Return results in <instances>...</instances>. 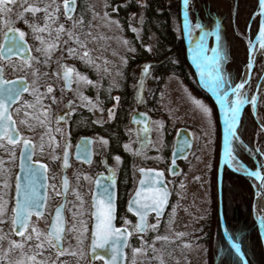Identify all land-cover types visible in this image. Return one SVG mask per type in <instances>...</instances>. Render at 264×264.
Segmentation results:
<instances>
[{
  "label": "rangeland",
  "instance_id": "rangeland-1",
  "mask_svg": "<svg viewBox=\"0 0 264 264\" xmlns=\"http://www.w3.org/2000/svg\"><path fill=\"white\" fill-rule=\"evenodd\" d=\"M112 1L76 0V8L72 17L74 20L83 21L76 28L72 27V21L68 20L65 15L64 0H16L15 4L7 6L12 10L10 15L0 14V46L5 32L9 29L7 21L11 20L12 26L19 32L25 33V39L32 50V57L29 61L19 59L3 61L0 58V66L4 67L6 78L24 76L30 83L28 93L14 106L12 115L22 136L34 141L35 159L48 164L51 176L50 194L45 214L33 218L24 237H16L12 229L20 145H10L6 139L0 142V162H2L0 163V197L4 204V212L0 215V264H103L92 262L88 257L92 223L91 193L95 175L100 172L110 175L109 169H114V176L120 173L124 179H132L135 184L139 178L138 168L152 167L167 171L174 136L182 126L193 129L196 142L189 160L182 165L180 175L168 176V184L173 197L167 214L159 219V226L156 230L149 227L145 234H139L136 230L135 218L127 211L126 199L119 211V224L130 228L134 234L127 250V264H133V262L134 264H151L152 262L160 264V258L163 259L164 264H208L207 248L205 243L200 241L198 234L207 224L210 216L211 178L220 149L215 107L175 74H168L164 77L156 93L155 103H149L154 87L151 85L152 78L143 76L146 64L139 68L135 65L130 67V65L138 51L136 38L144 48L153 49L154 37L151 36L149 44L142 45L144 19L141 23V17L136 18L135 15H131L128 20V31L132 34L130 36L124 24L110 12ZM144 1L139 0V3L144 4ZM207 2L208 0H189L191 27L188 31L194 54L198 45L203 44L206 48L209 47L208 36L214 29L215 23L210 20L209 15L211 14L208 13L209 11L214 12V9L209 3V7L205 5ZM31 6L41 9L49 7V12L55 16V22L49 21L51 35H49V30L40 33L44 38V44L34 38L33 31L28 25H39L43 28L45 14L43 11L36 14L26 11ZM18 13L24 17L26 23L20 20ZM196 24H200L201 27H195ZM61 25L64 31L59 32V38H57ZM173 27L177 34L180 35L183 32V25L177 17L173 20ZM133 28L138 31H132ZM68 31L74 32L72 39H69ZM75 36H79L84 47H80ZM49 45L53 47L47 54L35 51L37 47L47 48ZM69 48L75 49L76 54L69 56ZM130 48H134L135 51H129ZM84 52L88 53L86 59L91 63H86L85 59H81ZM259 62L258 80L264 70L263 61L260 59ZM65 67L75 69L76 73L87 77L91 83L77 82L74 76L72 89L66 91L61 77ZM142 77L143 88L141 89ZM191 79L194 82L193 77ZM125 83L130 85L129 87L135 94L129 116L132 112L140 110L148 113L151 118L150 129L145 132H140L130 123L125 126L128 137L123 147L130 144L132 149L131 152L126 151L132 159L131 170L127 173L122 172L124 160L120 155L114 154L109 160V139L96 131L97 127L111 123L116 118L114 116L109 119V110L118 108V103L114 98H120L119 92ZM48 86L53 88L52 93H47ZM36 90L41 94H47L42 96V104L39 105L35 103L33 95ZM138 94L143 97V103L139 102ZM189 94L203 101L211 109V122L202 117L198 111H194ZM81 96L87 99L82 100ZM106 97H108L109 104H106ZM261 97L264 100V92ZM25 101L32 102L33 106L26 107ZM89 101L91 104L88 103ZM70 103L73 105L71 109L68 108ZM66 110H69V115L67 123L63 125L57 122V116ZM41 121H44V126H41ZM57 128L61 131L58 132ZM91 130L94 133H88V135L95 138L97 157L89 166L73 163L70 171L74 174V191L66 211V232L63 254H61L62 250H58L54 241L48 236L47 229L53 208L60 199V194H57L60 193L58 169L64 140L66 138L71 140L75 134V136L85 135ZM101 138L108 142L107 145L99 142ZM141 143L145 144L142 153L133 155V152L141 148ZM53 155L59 159H53ZM115 157L120 158L119 163ZM5 184H7L6 188ZM75 193L80 194L83 205ZM173 209H175L174 214ZM240 214L243 215L242 210ZM125 220L129 222L127 225L124 223ZM79 221L87 223V232H83ZM156 223L157 218L151 217L149 225ZM74 225L76 226L75 231L72 230ZM29 235L32 237L30 240L26 239ZM158 236L166 237V239H157ZM16 244H21L22 247L17 248ZM220 248V254L222 251L226 253V247Z\"/></svg>",
  "mask_w": 264,
  "mask_h": 264
},
{
  "label": "trees",
  "instance_id": "trees-1",
  "mask_svg": "<svg viewBox=\"0 0 264 264\" xmlns=\"http://www.w3.org/2000/svg\"><path fill=\"white\" fill-rule=\"evenodd\" d=\"M208 3L214 9V12L209 11L208 13L211 14L209 15L210 20H213L215 25L208 36L209 47H207L206 55L211 56L213 54L211 49L216 47V34H220L223 51L227 53V58L222 65L223 70L228 74L234 86L239 82L248 61V47L245 39H254L259 29L260 18L259 15H256L259 10V0H208L205 5L208 6ZM109 10L124 24L130 36L132 34L128 31V20L131 15L144 19L142 45L149 44L151 36L154 37V48L151 51L141 46L136 38L138 51L130 65V67L135 65L136 68H139L148 64L147 71L150 75L147 76L152 78L151 85L154 87L149 103H155L156 93L160 89L164 77L168 74H175L215 107L212 99L198 87L194 71L190 65L184 32L179 35L173 27L175 17L182 23V0H145L144 4H140L139 0H113ZM259 71L260 62L256 65L252 79L244 90L249 98L255 93ZM191 77H193L194 82ZM132 92L128 88L123 93V101L119 106L117 120L114 123L120 121L122 117L124 120L128 117L133 107ZM215 111L218 120L216 108ZM258 116L264 124V100L263 104L258 106ZM120 122L122 123V121ZM220 134L219 126V147ZM237 135L239 140L232 142L235 160L231 161L232 168H225L223 174V216L227 229L233 240L241 246L249 264H264L261 238L253 217L254 180L243 175L248 171L256 170L258 164L262 163L264 153V134L260 131L250 104H247L243 110ZM218 162L219 151L211 178V212L207 224L198 235L200 241L206 245L208 264H222L225 257L230 258V262L226 264H241V259L224 242L220 230L217 186ZM241 210L243 215L240 214ZM252 233H254L253 236ZM220 247L223 249L226 247V253L222 251L220 254ZM151 264L157 263L152 262Z\"/></svg>",
  "mask_w": 264,
  "mask_h": 264
},
{
  "label": "snow or ice",
  "instance_id": "snow-or-ice-1",
  "mask_svg": "<svg viewBox=\"0 0 264 264\" xmlns=\"http://www.w3.org/2000/svg\"><path fill=\"white\" fill-rule=\"evenodd\" d=\"M16 0H0V14L8 13L11 14V8L7 7L10 4H15ZM189 0H182V12H183V28L185 30H188L191 26L189 24ZM64 9H65V15L67 16L68 20L72 21V27L76 28L78 24H82V20H74L71 15H69L71 12L74 11L72 7L69 6V0H64ZM26 11L36 14L38 12L43 11L45 14V24L44 27L41 28L39 25H33L29 24L28 26L32 29L34 38L39 40L41 44H44V38L40 33H43L46 30H49V35H51L50 31V25L49 21L55 22V16L49 12V7H45L43 9L31 6L26 9ZM58 11V9H57ZM21 21L27 22L24 20V17L17 14ZM259 15L261 17L260 20V26H259V41H260V48L264 49V0H259ZM9 30L12 31L14 34L17 31L14 26H12V21H7ZM141 23H143V18L141 17ZM195 27L200 28V24H196ZM64 28L63 25L60 26L58 29L57 38H59V32H63ZM132 31L137 32L138 30L136 28H133ZM69 39H72L74 37L73 31H68ZM5 37H7V33H5ZM20 40H24L25 33L23 31L19 32ZM76 42L80 45V47H84V44L80 41L79 36H75ZM13 41H15V35H13ZM127 43V42H125ZM250 46H251V42ZM13 47H19L18 44L13 43ZM53 47V45H49L47 48H41L37 47L35 51L37 53H45L47 54L50 50V48ZM151 51V49H148ZM11 51V48L9 49ZM129 51H135L134 48H130ZM208 49L203 45H198L197 50L195 54L192 56L193 63L195 64L201 83L208 86V90L211 92V94L215 97L216 102L219 105L220 113L223 116V124H224V157L226 160L229 161V163L232 160H235V157L233 156V147L232 142L234 140H239V136L237 135V126L238 122L241 116L242 109L247 105L251 104L253 110L255 111L258 103L257 96L253 95L249 98L248 94L242 90L245 89V84L247 83L246 80H241L240 83H237L233 86V82L229 79L228 74L224 72L223 70V61L227 58V53L223 51V44L221 42V36L220 34H216V47H213L211 49V52L213 53L211 56L206 55ZM69 56H73L76 54V50L73 48L68 49ZM88 57V53L84 52L81 59H85L86 63H91L90 60L86 59ZM253 66V60L250 59L247 67L251 69ZM148 65L144 66L143 70V76L150 75V73L147 71ZM75 73V77L77 82L83 81L87 84H90L91 81L87 79V77L82 76L79 73L75 72V69L65 67L63 71V80L65 81V86L70 88L71 84L73 83V74ZM140 88H143V77L141 78L140 82ZM28 88H23V91H28ZM53 88L51 86H48L47 93H52ZM35 103L37 105L42 104V96H45L47 94H41L38 90H36L34 93ZM21 96V88H18L14 85H9V82H6L3 80V72L0 71V131H2L4 134L8 136V144H16L17 141L12 137V135L9 134L8 129V123L11 120V117L8 115L9 105L14 104L19 97ZM230 97H234V99H230ZM140 103L144 102V99L142 96H137ZM82 100H86V97H82ZM117 103L119 102V97L114 98ZM189 99L191 100V104L193 106L194 111H198L202 114V117L206 118L209 122H211L212 119V112L211 109L205 105V103L199 99H196L195 97H191L189 94ZM53 102L54 98H53ZM91 104V101L88 102ZM26 107H32V102L25 101ZM73 105L70 103L68 105V108L71 109ZM92 107H95L92 105ZM91 110V108H90ZM27 115V113H25ZM115 112L110 109L109 110V119L114 118ZM41 126H44V121H41ZM58 132L61 131L60 128L56 129ZM103 145H107V141L101 140L99 141ZM23 143L27 147L29 144V141L24 140ZM243 147V145H241ZM145 147L144 143H141V148L137 149L135 152H133V155H140L143 151V148ZM125 151L131 152V146L130 144L124 145ZM26 160H31V155H29L27 152L24 154ZM53 159H59V157H56L53 155ZM117 163L120 162L119 157H115ZM2 163V162H0ZM174 163V162H173ZM69 166V154L67 151L64 152L63 155V168H67ZM22 170L26 171V180L27 185L23 189V200L22 202L17 201L16 204V216L14 219V223H19L22 228L27 227L28 225V219L33 215V209L39 206V193L36 189L37 184V175L40 172L39 169L33 168L31 164H22L21 165ZM140 171L143 173L144 170L140 169ZM110 175L107 177L109 181H111L110 184H105L102 186L101 191L93 196V202L92 207L95 209L94 212L91 213V216L94 217V230L92 232V247L93 250L96 247H103L104 244H106L109 239L115 237L116 242H118L122 237L125 240V243L127 244V237L131 235V233H127V229L125 228L123 231L119 228H116L114 226L113 221L115 220V208H114V202H113V184L115 183L114 180V169H109ZM145 175L148 177L146 180H141L140 185L141 187L135 191V195L130 199L129 202V212H134L135 215L139 217L140 223L136 225V230L139 232H143L146 230V228H151L152 230H156L159 226V219L164 213V209L166 205L168 204L170 192L168 190V187L163 179V173H156L155 176H150L147 173ZM97 185L100 184V181H96ZM63 188L65 190V198H66V192L69 188V182L67 178L65 177L62 181ZM7 187V184H5V188ZM181 188H183V185H181ZM21 187L19 184H17V193L20 194ZM58 195L60 193H57ZM78 200H80L81 205H83V200L80 197L79 193H75ZM4 212V204L2 202V197H0V215H2ZM150 212H154L156 214L157 223L153 225H149L147 223V217ZM175 212V209H173V214ZM39 215V213H37ZM75 218V215H74ZM64 223L63 217H62V210L57 209L55 213V222L51 225V231L48 233V236L51 238V240L59 241L62 239V233L65 232V228L62 226ZM82 225L83 232L88 231L87 223L84 221H79ZM124 223L127 225L129 222L127 220L124 221ZM264 223V221H262ZM73 231L76 230V226H73ZM33 231H36V229H33ZM222 231V235L226 240L231 241L232 236L227 229V224L225 223ZM127 233V235H125ZM19 236L24 237L25 233L24 231H21L18 233ZM182 235V234H181ZM239 237V236H237ZM31 235L27 236L26 239H31ZM157 239H166V237H157ZM17 248H21V244L15 245ZM237 249H240V245H235ZM39 247V245H37ZM140 251V250H135ZM113 257L111 262L109 264H116L117 258L120 254V249L115 247L113 248ZM61 254H63V250L61 251ZM134 264V262H133ZM160 264H164L163 259L160 258ZM241 264H245L244 257L242 259Z\"/></svg>",
  "mask_w": 264,
  "mask_h": 264
},
{
  "label": "water",
  "instance_id": "water-1",
  "mask_svg": "<svg viewBox=\"0 0 264 264\" xmlns=\"http://www.w3.org/2000/svg\"><path fill=\"white\" fill-rule=\"evenodd\" d=\"M69 6L74 9V11L69 14L72 16L75 12L76 1L75 0H69ZM256 15H259V11L256 13ZM259 18H260L259 19V26H260V20H261L260 15H259ZM182 20H183V15H182ZM183 23H184V20H183ZM185 31H186V34H185L186 46H187L190 64L193 67L195 73L197 74V76L199 78L200 76H199L198 70H197V68H196V66L192 60L193 52H192V49L190 46V37H189L188 31L187 30H185ZM5 33H7V37H5V34H4V38H3V41H2L1 46H0V58L3 61H9L12 59L29 61L32 57V50H31L29 42L25 38H24V40H20L19 30L17 29V31L14 34L12 31H10L8 29ZM258 33H259V29H258V32H257L256 36L254 37V39H251V38L245 39L247 42V47H248V61H247V64L244 68V72H243V74H242V76L238 82V83H240L241 80H246L247 83L245 84V87L252 79L253 72H254L255 66L258 62L259 57H262L263 63H264V49L260 48V41H259ZM13 35H15V41H13ZM249 42H251V46H250ZM13 43L18 44L19 47H13L12 46ZM10 48H11V51H9ZM260 50H261V52H260ZM250 59L253 60V66L251 69H249L247 67ZM0 71L3 72V80L6 82H9L10 86L14 85L18 88H21V96L19 97V99L14 104L9 105V110H8V115L11 117V120L8 123L9 134L12 135V137L17 141V143L14 145H20L19 156H18V168H17V173H16L15 192H14L13 229H12V232L16 237H21L18 235V233L21 231H24V233H26V231L28 230V228L32 222L33 217L34 216L35 217H41L46 212V206H47V201H48V187H49L48 165L45 162L38 161L35 159L34 141L31 139H27V138L22 137V133H21L20 129L17 127V122L12 115V110H13L14 106L16 104H18L20 102V100L22 99V97L28 93L29 90L23 91V88L26 87V88L30 89L29 81L24 76H18L15 78H6L5 70H4L3 66H0ZM61 76L63 79V72L61 73ZM263 78H264V70H263V73L261 74V77H260L258 83H257L256 90L254 93V95L257 96V98H258V102H259L260 95L262 92V84L261 83H262ZM73 79H74V74H73ZM64 86H65V81H64ZM65 88L67 90H69L71 87L68 88L65 86ZM242 91H244V90H242ZM211 96H212V100L214 101L216 108L218 110L219 119H220V127H221V148H220V156H219V163H218V169H217V186H218V200H219V202H218V215H219V220H220V230H222L224 225H225V221H224V217H223V207H222V182H223L224 170L226 167H229V163L224 157L223 116L220 113L219 105L216 102L215 97L212 94H211ZM232 99H234V97H232ZM243 110H244V108L242 109L237 129H238L240 121H241ZM257 110H258V103H257V107H256L255 111L252 108V112H253L254 117L258 121V125H259L261 131L264 133V124L259 120ZM59 119H60V121L63 122L64 116L60 117ZM130 121L132 124L136 125V127H138V129L146 130L150 126L149 115L146 112H143L140 110H137L131 114ZM5 139L8 141V136L6 134H4L2 131H0V142L5 140ZM24 140L29 141V144L27 147L23 143ZM93 142H94V140L92 137H89V136L81 137L79 139V141L77 142V145L75 147L74 159L76 161H81V162H84L86 164H90L92 162L93 155H94V153H93ZM192 144H193V137H192L190 130L186 127H181L177 132V135L175 138V143H174V149L172 152V164H171L170 169H169L170 174L172 176H175L179 173L180 167L178 165V161L181 159H185L189 155L191 148H192ZM26 152L29 155H31V160L25 159L24 154ZM69 157H70V155H69ZM22 164H31L33 168L40 170V172L37 175V184H36V189H37V192L39 193V197H40L39 206L32 210L33 215L31 217H29L28 225L25 228H22L19 223H14V219L16 216L15 208H16L17 201L22 202V200H23V189L27 185L26 171L22 170V168H21ZM140 169H143L144 172L142 173L140 171ZM137 172L139 174V180H138V183L136 186V190H138L141 187L140 181L146 180L148 178L145 175V173H147L150 176H155L156 173H163L164 182L166 183V185L168 187V184L166 181V176H165V173L163 170H158V169H153V168H139L137 170ZM243 175L254 179L256 184H257V188L255 191V199L253 202V217H254V219L257 223V226H258V231L260 234L263 253H264V223H262V221H264V208H263V216L261 218L257 217L256 211H255V201L257 198L261 197L263 199V203H264V159H263V164L258 165L256 170L248 171L247 173H244ZM108 176L109 175H107V174H99L96 176V178L94 180L93 192H92V196H91V213L95 211V209L92 207L93 196L97 195L101 191V188L103 185L111 183V181H109L107 179ZM65 177L66 176L64 174L62 177V181ZM97 180L100 181L99 185H97V183H96ZM114 180H115V183L113 184L112 190H113V202H114V208H115V220L113 221V223H114V226L116 228H119L122 231L126 228L127 233H131V235L127 237V244L125 243V240L123 237L118 242H116L114 244V242L116 241V238L113 237V238L109 239V241L106 244H104L103 247H96L93 250L92 232L94 230V217L91 216L92 217V223H91V230H90L89 255H88V257H89L90 261H92V262H101L103 264H109V262H111L112 257L114 255L113 248L115 246V247L120 249V254L117 258L116 264H127V250H128L130 241L133 237V232L130 228H128L126 226L118 225V222H117V214H118L117 213L118 212L117 179L114 177ZM17 184H19L21 187L20 194L17 193ZM168 190L170 192L168 204L166 205V207L164 209V213L160 217V219L166 215V213L170 207V204H171L172 195H171V191H170L169 187H168ZM62 192L64 195L63 200H62L61 204L59 206H57L52 213L47 233H49L51 231V225L55 222V213H56L57 209L62 210V217L64 220V223L62 226L65 228V232H66V216L64 213L66 198H65V190L63 188V185H62ZM134 195H135V192L130 197V199ZM130 199L127 202V210L129 208ZM37 213H39V215H37ZM129 213L135 218L136 225H138L140 223L139 217L137 215H135L134 212H129ZM152 216L156 217V214L154 212L149 213V215L147 217V223L148 224H149L150 217H152ZM147 230H148V228H146V230L143 232H139V231H137V232L139 234H145L147 232ZM65 232L62 233V239L61 240H59L58 242L53 240L54 243L56 244L58 250H63V248H64ZM127 233L125 235H127ZM221 234H222V231H221ZM222 237L224 239V242L227 244V246L241 259V261L244 257L245 264H249L247 258L245 257V255L241 249V246H240V249H237L235 245L238 243H236L233 240V238L231 241H229V240H226L223 235H222Z\"/></svg>",
  "mask_w": 264,
  "mask_h": 264
},
{
  "label": "flooded vegetation",
  "instance_id": "flooded-vegetation-1",
  "mask_svg": "<svg viewBox=\"0 0 264 264\" xmlns=\"http://www.w3.org/2000/svg\"><path fill=\"white\" fill-rule=\"evenodd\" d=\"M74 76H75V73H74ZM62 77V76H61ZM73 81H74V79H73ZM196 82H197V84H198V87L203 91V92H205L208 96H209V94L206 92V89L205 88H203V86L197 81V79H196ZM63 86H64V82H63ZM72 86H73V83H72V85H71V88L69 89V90H67L66 88H65V86H64V89L66 90V91H70L71 89H72ZM127 86H128V88H129V90H131V91H133V89L132 88H130L129 86L130 85H128V84H124L123 85V87H122V89L120 90V92H119V96H120V99H119V102H118V108L116 109V110H113L114 112H115V116H116V118L111 122V123H107L106 125H104V126H100V127H97V132L98 133H101V134H104V136L105 137H107L108 139H109V149H108V156H109V160H110V157L112 156V155H114V154H118V155H120L122 158H123V160H124V164H123V167H122V172L123 173H127V171H129L130 172V165H131V158L128 156V154H127V152L125 151V149H124V147H123V144H124V142H126L127 141V134H126V132H125V126L128 124V123H130L132 126H135L136 127V125H134V124H132L131 123V121H130V117H131V115L129 116L128 115V117L124 120L123 119V117L122 118H120V121H122V123L120 122V121H118V122H116V123H114L116 120H117V115H118V111H119V106H120V104L122 103V101H123V99H122V97H123V93L124 92H126L127 90H128V88H127ZM132 97H133V102H134V98H135V94H134V91L132 92ZM210 97V96H209ZM107 98V103L106 104H109L110 102H108V97H106ZM215 108H216V106H215ZM217 110V109H216ZM135 112V111H134ZM130 113V112H129ZM133 113V112H132ZM131 113V114H132ZM148 114V113H147ZM217 114H218V112H217ZM68 115H69V110H66L65 112H63V113H60L58 116H57V122H59L60 124H63V125H65L66 123H67V118H68ZM149 115V114H148ZM62 116H64V121L62 122V121H60V117H62ZM149 117H150V115H149ZM150 126H151V118H150ZM150 126H149V128L148 129H146V130H143V129H138V127H137V129L141 132V131H143V132H145V131H148L149 129H150ZM182 127H185V126H182ZM181 128V127H180ZM179 128V129H180ZM186 128H188V127H186ZM178 129V130H179ZM189 130H190V132H191V134H192V137H193V144H192V148H191V151H190V153H189V155L185 158V159H181V160H179L178 161V165H179V167H180V171H179V173L177 174V175H175V176H172L171 174H170V166H171V164H172V152H173V149H174V143H175V138H176V135H177V132H178V130L176 131V133H175V136H174V140H173V146H172V150H171V152H170V164H169V166H168V168H167V171H165V170H163V169H158V170H163L164 171V173H165V176H166V181H167V184H168V176H170V177H177V176H179L180 175V173L182 172V165L184 164V163H186L188 160H189V158H190V156L192 155V152H193V150H194V147H195V142H196V138H195V135H194V132H193V129L192 128H188ZM111 130V131H110ZM88 133L89 134H92V133H94V131L93 130H91V131H88L85 135H80V136H72L71 137V140L70 139H68V138H66L65 140H64V148H63V153H62V158H61V162H60V164H59V169H58V173L60 172V178H59V192H60V199H59V202L57 203V205L53 208V211L55 210V208L57 207V206H59L60 204H61V202H62V200H63V197H64V195H63V192H62V177H63V175L65 174V176H66V178H67V180H68V182H69V188H68V190H67V193H66V204H65V208H64V213H65V216H66V211H67V208H68V203L70 202V198H71V196H72V193H73V191H74V174H71L70 173V171H71V169H72V166H73V163H79V164H83V165H86V166H89V165H92L93 163H94V161L96 160V151H95V138L92 136V135H88ZM84 136H89V137H92L93 138V140H94V142H93V153H94V155H93V159H92V162L90 163V164H86V163H84V162H81V161H76L75 159H74V151H75V147H76V145H77V142L79 141V139L81 138V137H84ZM77 138V139H76ZM76 139V140H75ZM75 140V142H73ZM73 146V147H72ZM65 151H67L68 152V154L70 155V157H69V166L66 168V170H65V168H63V155H64V152ZM220 151V150H219ZM47 164V163H46ZM48 165V164H47ZM142 168H152V167H142ZM139 169V168H138ZM137 169V170H138ZM153 169H157V168H153ZM49 171H50V169H49V166H48V175H49V187H48V200H49V194H50V185H51V176H50V173H49ZM57 173V174H58ZM138 173V172H137ZM99 174H107L106 172H100V173H98V174H96L95 175V177H94V180H95V178H96V176L97 175H99ZM107 175H109V174H107ZM122 174H118L117 176H114L116 179H117V205H118V214H117V222H118V225H120L119 224V211L121 210V208H122V204H123V202L127 199V201H126V208H127V202H128V200L130 199V197L133 195V193L135 192V190H136V186H137V183H138V180H139V178L137 179V182L134 184L133 183V181H132V179H124V177H122L121 176ZM139 175V174H138ZM94 180H93V184H94ZM125 182H127L126 184H125ZM168 187H169V184H168ZM132 188V189H131ZM169 189H170V187H169ZM130 191H132V192H130ZM170 191H171V195H172V197H173V192H172V190L170 189ZM92 192H93V188H92ZM91 196H92V193H91ZM171 201H172V198H171ZM47 204H48V201H47ZM46 209H47V206H46ZM53 211H52V213H53ZM128 211V210H127ZM129 212V211H128ZM51 216H52V214H51ZM34 218V217H33ZM50 220H51V217H50ZM49 224H50V222H49ZM49 227V226H48ZM48 230V229H47Z\"/></svg>",
  "mask_w": 264,
  "mask_h": 264
},
{
  "label": "bare ground",
  "instance_id": "bare-ground-1",
  "mask_svg": "<svg viewBox=\"0 0 264 264\" xmlns=\"http://www.w3.org/2000/svg\"><path fill=\"white\" fill-rule=\"evenodd\" d=\"M260 52H261V50H260ZM261 84H262V89H264V78H263ZM262 92H263V90H262ZM262 92H261V94H262ZM227 161H228V160H227ZM228 163H229V161H228ZM263 208H264L263 199H262L261 197H259V198H257L256 201H255V211H256V215H257L258 218H261V217L263 216ZM223 217H224V216H223ZM224 221H225V220H224ZM219 223H220V220H219ZM228 262H230V258H229V257H225V258L223 259L222 264H226V263H228Z\"/></svg>",
  "mask_w": 264,
  "mask_h": 264
}]
</instances>
